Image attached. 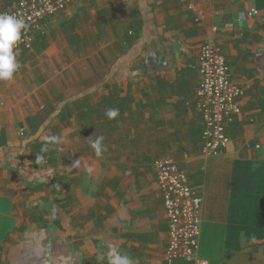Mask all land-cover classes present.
<instances>
[{
	"label": "crops",
	"instance_id": "crops-1",
	"mask_svg": "<svg viewBox=\"0 0 264 264\" xmlns=\"http://www.w3.org/2000/svg\"><path fill=\"white\" fill-rule=\"evenodd\" d=\"M15 1L0 0V13ZM205 40L244 90L211 157L196 110ZM17 59L0 81V264H98L108 245L163 264L161 157L200 192L198 264H264V0H69Z\"/></svg>",
	"mask_w": 264,
	"mask_h": 264
},
{
	"label": "built area",
	"instance_id": "built-area-1",
	"mask_svg": "<svg viewBox=\"0 0 264 264\" xmlns=\"http://www.w3.org/2000/svg\"><path fill=\"white\" fill-rule=\"evenodd\" d=\"M68 4L69 0H17L8 6L2 13L23 18L28 25L16 46L19 51H29L45 22L63 12ZM248 13L257 15L258 10L251 8ZM196 69V110L204 124L200 150L204 157L217 156L229 140L227 125L241 113L239 100L244 90L231 80L226 58L212 40L200 45ZM153 168L168 225L163 264L203 263L197 258L202 209L199 190L189 184L187 172L171 158L154 160Z\"/></svg>",
	"mask_w": 264,
	"mask_h": 264
},
{
	"label": "clouds",
	"instance_id": "clouds-1",
	"mask_svg": "<svg viewBox=\"0 0 264 264\" xmlns=\"http://www.w3.org/2000/svg\"><path fill=\"white\" fill-rule=\"evenodd\" d=\"M28 27L25 20L10 13H0V81H12L14 74L21 68V63L18 61L19 49L16 47L21 41L22 32ZM119 114L118 108H107L105 115L109 119L115 118ZM105 137L103 135L97 136L92 141L91 147L95 150L97 157H102L107 151V146L103 143ZM48 142L60 144L63 139L59 135L47 137ZM42 148L41 151L46 150ZM38 164L43 162V157L36 156ZM86 171L91 175L94 171L93 167H87ZM96 260L98 264H137V261L127 252L121 250L115 245H108L107 251L98 249L96 253Z\"/></svg>",
	"mask_w": 264,
	"mask_h": 264
},
{
	"label": "trees",
	"instance_id": "trees-1",
	"mask_svg": "<svg viewBox=\"0 0 264 264\" xmlns=\"http://www.w3.org/2000/svg\"><path fill=\"white\" fill-rule=\"evenodd\" d=\"M139 34H141V31H140V29H139L138 35H139ZM62 111H63V109H62V110H61V111L58 113V116H59L60 114H62V113H63Z\"/></svg>",
	"mask_w": 264,
	"mask_h": 264
}]
</instances>
